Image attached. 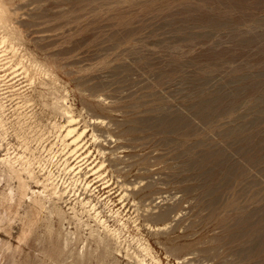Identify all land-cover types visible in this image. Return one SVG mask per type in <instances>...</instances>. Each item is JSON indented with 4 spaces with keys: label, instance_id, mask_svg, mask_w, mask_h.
<instances>
[{
    "label": "rangeland",
    "instance_id": "374dc122",
    "mask_svg": "<svg viewBox=\"0 0 264 264\" xmlns=\"http://www.w3.org/2000/svg\"><path fill=\"white\" fill-rule=\"evenodd\" d=\"M0 1L6 10L0 38L9 34L16 49L0 62L8 122L0 159L7 150L25 151L14 135L17 119L30 124L27 142L42 158L95 164L101 145L107 150L105 165L115 159L117 165L109 164L104 177L94 180L92 199L104 215L114 207L138 217L139 231L130 224L126 234L132 247H139L133 239L138 234L164 264H175L174 255L166 259L171 245L181 248L177 257L188 255L189 264H264V0ZM15 60L32 66L34 82ZM59 94L67 96L78 128L87 126L76 154L75 147L60 144L54 127L67 122L53 111ZM96 117L104 123L89 120ZM34 169L43 173L38 164ZM59 169L54 163L45 170L58 175ZM61 178V187L69 185L70 175ZM3 180L0 246L11 249L0 248V264H54L43 254L56 247L54 237L51 247L47 243L45 214L35 218L37 234L23 241L27 205L2 200L18 186L16 179ZM118 180L132 189L123 201ZM105 182L111 186L104 188ZM64 199L60 204L69 212L72 190ZM161 212L167 213L166 222L150 217ZM52 220L59 227L58 219ZM164 225L162 232L155 230ZM114 264L137 262L120 257Z\"/></svg>",
    "mask_w": 264,
    "mask_h": 264
},
{
    "label": "bare ground",
    "instance_id": "6f19581e",
    "mask_svg": "<svg viewBox=\"0 0 264 264\" xmlns=\"http://www.w3.org/2000/svg\"><path fill=\"white\" fill-rule=\"evenodd\" d=\"M5 12H6V10L2 7L1 1H0V16H1V14H4ZM0 22H1V17H0ZM13 43H14V41L12 42L9 34H4L0 38V62H2L4 60V57H7V54L9 52L13 53V56H14V53H16L15 52L16 49H15V46ZM15 55H17V54H15ZM22 55H21V57H22ZM15 58H18V55ZM24 59H26V58H22V60H24ZM22 60H20V62H16V60H15L16 65L18 63V66H20V70L22 71L21 74L25 77V79L28 82H30V83L34 82L33 81L34 77H35L34 76L35 73L33 71L34 69L31 68L32 66H30V64L29 65L27 63L25 64L24 62H22ZM33 67H34V65H33ZM37 71H38V69H37ZM2 79H3V76L0 75V82ZM47 83H48V81H47ZM51 83H49V84H51ZM56 86H57V84H56ZM61 89H60V91L62 92ZM56 90H57V87H56ZM2 95H3V93L0 94V137L2 134L1 132H6L7 125H8V122L4 118L5 111H6V105L3 102ZM59 95H61V94H59ZM64 95L63 96L57 95L56 96L57 98L54 100L55 102L52 103L53 104L52 106H53V111L58 112V114H62L63 118H65L67 120V122L65 125H55L54 127L59 128L58 130H60V134L58 136V141L60 142V144L62 146H64L65 149H69V150L71 148L75 147V149L72 150V154H76L78 148L80 147L79 143L81 142L82 138L86 134L87 126H85L82 130H80L78 128V126L76 124L77 118L73 114V111H72L71 107L69 106V104H67L68 103L66 101L67 96L66 95L64 96ZM24 101H22V102L23 103H27V102L29 103L30 99H24ZM18 109H19V105L14 109V114H16V111H18ZM56 112H53V114ZM58 114H56V115H58ZM17 120L18 121L15 122L14 125L12 123V125H13L12 127L15 130L14 135H16V138L23 140V142H24L23 145H25L26 148L24 147L25 151L23 153H21V154L16 153L14 155H11L9 153V151L7 150L6 155L0 159V178L2 180L4 178H8L10 180L16 179L18 182V183L16 182L18 184V186L16 185L17 186L16 190L13 188L12 189L9 188L8 193L2 194V195H4L2 200H5L7 202V204L9 203V204H11V206H12V204L14 206H20L23 203L27 205V207H26L27 209H26V213H25L26 218H27L26 219L27 222L25 223V228H23V231L21 232L23 235V241H24V238L25 239H27L28 237L31 238V236H34V234H37L36 232L38 231L37 230L38 227H37V222L35 221V218H37V216L39 214H43V215L45 214L44 215L45 217L44 216L43 217L45 219L44 222H46V223L45 224L43 223V224L46 227L47 237L49 238V240H48L46 237V240H47V243L50 245V247L56 242L55 243L56 247L54 249L52 247L49 249V246H48V248L46 247V250H43L46 252H44L43 254H46V257L48 258V260L50 259L51 262H54V264H56V263L61 264V262H62V264H100V263L114 264L115 262L119 261L120 257H126L129 259H133L134 261L137 262V264H164L162 259H160L157 256L152 255L150 247L142 243V240L139 237H137V236H139L138 234H137V236L135 235L133 239L136 240L139 247H138V249L132 247L131 241L129 239V237L131 235L126 236V234H128V232H129V229L131 227L130 224H133L134 229L139 231L138 217L137 218L136 217L132 218L130 216L127 217V215L123 214V212L121 211V208L115 209L114 207L109 208V215H104L103 211L100 210V208L98 207V203L92 199V193H93L92 187L95 184L94 180L95 179L101 180L104 177V174H105V172H107V169H108L107 166L109 164H110V166L117 165V164H115V163H117L116 159L114 161H111L110 163L107 161L109 164L105 165L106 164V158L105 157H106V153H107L106 151L107 150L105 151V149H103V147L98 144L100 142V139H99V136L97 135V133H95V131H94L95 129H92L93 131L91 133V138L94 140L95 143H97V145H99V146H97V152L102 159L100 158V161L95 163V164H93V163L89 164V163H87L88 160H85L87 158V156H86L84 159L85 162L80 163L81 161H79L74 165H70L66 159L64 161L60 162L56 156H52V157H48V158H44V157L42 158L41 156H36L34 150H31V148L29 146L30 144H29V142H27V138L25 136V131L30 126V124L26 123L22 119H17ZM89 120H92V123H94V124L97 123V124L101 125L104 123L103 119L101 120V118H97V117L92 118V119L90 118ZM87 136H88V134H87ZM2 138H3V135H2ZM107 138H108V136H107ZM123 146H125V145H123ZM111 154H113L112 150H111ZM110 159L112 160V158H110ZM54 163L58 164V168L61 167V169H59L58 175L53 173L52 171H46L45 170L47 165L54 164ZM34 164H38L39 167L42 168L41 169V171L43 172L42 174L37 175V173L35 172V169H34ZM85 168H87L88 171H84L83 175H81L80 173ZM117 172H120V171H117ZM62 173L70 175V177H71L69 185H66L64 182L63 187H61L62 185L60 184V181L62 179L61 178ZM88 173L89 174L91 173V174L88 175ZM24 174H26L28 178L32 179L36 183L37 186L42 187V190L41 189L40 190L32 189V187L28 184L29 182H27L26 179L23 177ZM92 176H95L94 179L89 180V177H92ZM118 177L121 178L123 176L119 175ZM118 177H117V179H118ZM150 178H152V177H150ZM145 180H146V178H145ZM3 182H4V180H3ZM119 182L117 183L118 184V192L120 191L118 195H121L120 201H123L125 198L129 197V195H130L129 191H131L132 189L125 182H123V181H119ZM107 183L108 182H105L104 185L105 184L107 185ZM77 186H81L83 188L82 190H84L85 193L84 194L77 193L76 192L77 191L76 189L78 188ZM110 186L111 185H107L104 188H108ZM69 189L72 190L73 195H74V199L70 202L71 205L68 207L69 212H67L61 206L60 203H61V201L66 202V201H64L65 200L64 197L68 193ZM89 192H90L89 195H85V194H88ZM0 194H1V192H0ZM138 194L139 193L135 192V193H133V196L138 195ZM149 195H151V194H149ZM162 199H163V197H162ZM109 201H110V199H109ZM146 202H148V201H146ZM24 211H25V209H24ZM137 211L138 210H136V212ZM164 212L163 213L161 212L160 214L158 213V215H155V214L152 216L150 215V217H152V219H153V217L157 218L159 220L161 219V221H162L163 219H166V216H167V213H164ZM53 217L58 219L57 221H58L59 227H57V228H55V225L53 224V222H54L52 220ZM142 218L144 219V217H141V219ZM145 219H146L145 220V222H146L148 218L145 217ZM3 220H4V215L2 216L0 214V224ZM26 220H24V221H26ZM149 220H150V218H149ZM40 221H41V219H40ZM57 221H56V223H57ZM142 221H144V220H142ZM163 221L166 222L167 220H163ZM148 223H152V221L148 222ZM72 225H74L73 226L74 228L71 227ZM167 225H164L165 227H158L157 226V228L155 230L161 231V230L167 229L166 228ZM56 226H57V224H56ZM149 227L152 228V226H149ZM42 228H43V226H42ZM72 229L74 231H72ZM136 233H138V232H136ZM44 237H45V233H44L43 238ZM53 237L56 238L55 242H53V240H55V239H53ZM40 238H39V240H40ZM43 238H42V240H43ZM19 240H22V239L19 238ZM3 245L5 246V243L2 244V246ZM7 245L9 246V248H6ZM7 245L4 248H2L0 246V248L3 249V250L2 249L1 250L2 251H6L5 249L10 250L11 249L10 245L9 244H7ZM171 246L172 247H169L167 249L168 255L166 253V256H167L166 259L169 260V257L171 256V258H173L172 255H174L175 256L174 258L176 259L175 264H189V258H187L188 255L185 254V255H180L177 257L176 255H178L182 251L181 248L179 246H175V245L174 246L171 245ZM15 249H16V247H15ZM13 250H14V248H13ZM16 250H18V249H16ZM43 251L41 250V252H43ZM12 257H13V255H12ZM42 257H43V255H42ZM147 257H148V259H147ZM68 259L70 261H71V259H73V261L68 262L69 261ZM38 263L40 264V262H38ZM167 264H170L169 261L167 262Z\"/></svg>",
    "mask_w": 264,
    "mask_h": 264
}]
</instances>
